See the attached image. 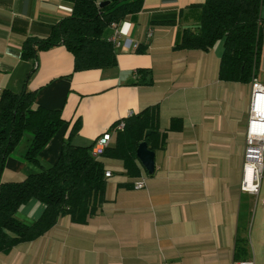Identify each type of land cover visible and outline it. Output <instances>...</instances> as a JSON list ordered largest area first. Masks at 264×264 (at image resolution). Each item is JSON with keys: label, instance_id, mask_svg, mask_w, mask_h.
Listing matches in <instances>:
<instances>
[{"label": "crops", "instance_id": "0c3cea01", "mask_svg": "<svg viewBox=\"0 0 264 264\" xmlns=\"http://www.w3.org/2000/svg\"><path fill=\"white\" fill-rule=\"evenodd\" d=\"M206 1L144 0L140 13L118 23L117 66L74 72V57L63 46L39 53L36 61L21 57L24 41L48 37L71 14L69 4L0 0V96L5 89L20 92L29 78L34 105L61 110L67 122L40 154L47 167L78 121L72 143L91 146L129 112L159 108V132L148 142L156 154L153 175L140 161L128 172L123 159L104 155L105 172L112 175L98 213L84 224L61 216L41 237L1 252L0 264H236L238 237L260 246L264 259V206L253 208L252 195L240 189L251 83L220 80L224 40L208 52L176 47L184 29H198ZM261 17L256 78L264 83V7ZM111 34L108 28L104 37ZM127 40L138 49H126ZM119 134L112 132L108 149L118 145ZM31 141L25 135L9 155L3 181L40 172L25 159ZM141 176L146 187L135 189ZM45 209L31 199L17 217L32 225Z\"/></svg>", "mask_w": 264, "mask_h": 264}, {"label": "trees", "instance_id": "16d2710c", "mask_svg": "<svg viewBox=\"0 0 264 264\" xmlns=\"http://www.w3.org/2000/svg\"><path fill=\"white\" fill-rule=\"evenodd\" d=\"M63 1L71 6V14L54 25L48 37L27 38L22 45V59L36 61L39 53L63 46L74 57V72L116 67L115 48L104 32L112 23H121L128 16L140 13L144 0ZM101 2L109 4L100 8ZM263 7L264 0H207L201 7L198 29H184L176 47L208 52L224 40L220 80L251 83L257 77L262 53ZM141 73L145 74L138 70ZM28 80L20 92L5 89L0 96V253L41 237L63 215H70L74 223L84 224L106 202L105 168L101 159L92 157L93 144L72 143L80 121L63 140L56 163L50 167L41 164L42 150L67 122L61 110L34 105L35 94L28 90ZM148 130L152 134L146 137ZM157 132L159 108L149 107L126 119L118 145L107 149L104 155L123 159L128 172H133V163L139 161L138 145L143 141L148 143ZM26 134L31 135L32 141L25 159L42 170L22 181H3L6 161ZM31 199L46 205V209L38 221L27 225L17 213ZM250 257L248 241L238 237L235 261Z\"/></svg>", "mask_w": 264, "mask_h": 264}, {"label": "built area", "instance_id": "2783aa9c", "mask_svg": "<svg viewBox=\"0 0 264 264\" xmlns=\"http://www.w3.org/2000/svg\"><path fill=\"white\" fill-rule=\"evenodd\" d=\"M109 28L112 34L108 41L112 43L115 49L122 46L120 41L121 33L118 23H112ZM126 49H138L137 43L127 40L124 44ZM251 100L249 116L246 129V146L244 151L243 175L240 185L242 192L252 196H258L261 190V180L264 171V83L254 78L251 82ZM132 112L128 113V118L133 117ZM126 128V119L120 120L113 129L102 133L96 138L91 149V155L94 159L100 160L105 151L109 148L112 140V132H123ZM110 171L105 172V177H111ZM146 187V177L141 176L134 182L135 189ZM236 264H254L252 258L242 260Z\"/></svg>", "mask_w": 264, "mask_h": 264}, {"label": "water", "instance_id": "95a60500", "mask_svg": "<svg viewBox=\"0 0 264 264\" xmlns=\"http://www.w3.org/2000/svg\"><path fill=\"white\" fill-rule=\"evenodd\" d=\"M109 2H101L99 7L102 8L108 5ZM152 131L148 130L145 136H149ZM136 156L140 161L142 167L148 175H153L156 170V154L155 151L151 150L146 141L141 142L136 150Z\"/></svg>", "mask_w": 264, "mask_h": 264}, {"label": "rangeland", "instance_id": "374dc122", "mask_svg": "<svg viewBox=\"0 0 264 264\" xmlns=\"http://www.w3.org/2000/svg\"><path fill=\"white\" fill-rule=\"evenodd\" d=\"M27 135V134H26ZM40 162L41 164L44 166V167H47L40 159ZM29 163L30 165L38 168L40 171L42 170L40 166L38 165H35L33 163H30V162H27ZM38 170V171H39ZM259 201V202H258ZM258 202V203H257ZM259 204V206H264V171H263V174H262V180H261V194L256 197H252L251 196V200H250V205L255 208L257 205ZM244 237H248L249 239V232H248V229L246 228L244 234H243ZM249 246H250V249H251V257L255 264H264V259H263V255L259 252V249H260V246H256L255 245V248H252L251 246V243H250V240H249ZM262 247V246H261ZM262 249V248H261ZM248 258V259H250Z\"/></svg>", "mask_w": 264, "mask_h": 264}]
</instances>
